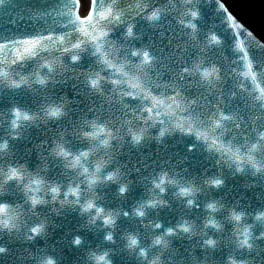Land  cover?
Wrapping results in <instances>:
<instances>
[{"label":"water","instance_id":"1","mask_svg":"<svg viewBox=\"0 0 264 264\" xmlns=\"http://www.w3.org/2000/svg\"><path fill=\"white\" fill-rule=\"evenodd\" d=\"M62 2L63 0H0V42L11 43L19 39L43 35L46 30L52 28H67L70 23L64 27L56 23L52 16L53 7L56 3ZM161 2L163 3L164 0ZM223 4L236 20L232 21L222 10L217 12L218 8H223L217 0H212L211 3H208V0H201L199 7L204 17L200 21L202 27L207 29L210 26L224 37L225 43L221 51L232 47L247 50L251 46L253 56L264 57V47L260 44L264 42V0H223ZM221 18L229 20L231 24L229 31H225L224 24L218 26ZM241 24L244 30L241 29ZM189 31L172 16H168L156 25H146L145 29L138 33V39L142 42L147 36V42L143 43V47H148L157 57L156 73L153 76L160 84L175 83L183 88L186 83H191V78L185 77L182 80L179 75L180 68L191 66L194 60L208 61L212 56L211 53H201L195 48V42L191 39ZM249 31L251 35L248 34ZM51 33L48 31V34ZM9 54L15 55L9 50V53L5 52L0 59ZM220 63L224 68L221 76L227 78L228 65L222 58ZM74 68V71L64 72L57 77L60 83L49 84L47 88L37 84L31 89L25 86L17 91L8 89L0 91V142L5 139L9 141V147L14 153L13 162L27 160L33 170L37 169V165L42 169L45 160L39 157L43 154L47 158L48 171L42 174H45L49 180L63 185V189L66 190L70 185L80 181H84L86 187L88 181L86 176L79 174L80 170L67 168V158L51 154L56 141L65 143L71 152L81 154L95 143H90L81 135L83 131L91 130V121L98 117L102 123L111 120L114 126L119 127L126 116H131L125 105L134 108L138 115L145 117V122L155 123L157 130L152 132L150 138L139 144H136L130 136L114 140L111 148H101L97 155L88 161L89 167L94 169L100 156L105 160H111L99 173L101 177L106 173L111 174L116 169L120 170L119 183L111 181L104 184L100 181L95 187L98 204L106 210L120 212V219L115 229L104 227L100 220L95 224L91 223L94 214H82L80 204L71 203L74 196L69 194V197L61 199L68 200L69 203L61 204L57 200L37 208L40 218L30 221V225L41 220L47 221L49 233L46 241L39 237L36 238L37 241L40 244L47 242L49 251L55 245L57 251L54 254L62 259V264H86L85 251L97 244L116 249V254L112 257L116 264H140L135 254L124 250L125 229L139 230L145 242L149 234L159 235L172 229L179 235L172 236L171 239L182 251L190 249L192 245H203L209 237L221 239L220 250L209 258V264L213 261L223 264L225 256L231 253V246L228 248L224 246L225 240L233 239L229 210L236 208L255 212L264 208V176H253L248 171L237 172L236 164L228 158L227 153L219 145L213 146L210 140L206 142L194 134L172 130L164 137H159L158 130L166 126L171 127V119L174 118L164 117L166 123L149 119L150 114L143 111L147 101L126 98L122 102L120 93L124 89L120 87L117 91L116 86L111 83L105 85L103 92L91 88L89 74L94 73V65H90L88 59L74 65ZM104 75L111 76L112 79L118 78L112 70L105 72ZM192 87L198 93L197 99L202 109H211L214 112L215 108H212V105L219 104L225 114L234 116L237 121L251 120L258 115L264 117L258 104L252 107L246 103L242 90L235 87L233 81L225 85L222 79L209 86L197 78ZM53 89L56 98L63 99L67 103L70 117L47 123L43 119H38L36 123L20 121L21 126L17 129L13 125V120L17 119L14 109L43 116L50 103L48 96ZM201 90L203 94H200ZM157 91L162 95L172 94L171 88L160 87ZM178 115L192 116L200 127L206 128V124L203 123L204 117L198 112L189 110L188 113ZM58 125L62 126L58 127ZM16 132L19 133V138L13 137L12 134ZM45 141L47 143H44ZM163 172H167L179 183L165 184L166 190L162 192L156 184L162 182ZM212 180L222 183L218 186L207 183ZM125 184L128 185V191L123 193L121 186ZM190 184H195L201 189L195 198L180 194L182 188ZM155 197L168 201V204L149 207L146 218L135 214L136 208ZM189 199H194V203L189 205ZM212 202L223 207L220 211L213 212L207 208ZM210 219L222 223L223 230L217 232L214 227L207 226ZM186 220L193 222L198 232L206 229L207 235L196 236L189 240V234L183 232L180 227ZM148 221L153 224L159 223L162 227L155 231L151 226L145 228L144 224ZM26 231L27 229H22L12 237L5 233L0 238V246L12 250L11 253L0 254V264H25L22 257L25 247L28 246ZM109 232H113L115 244L104 242ZM76 237L83 238L84 242L79 246L75 244ZM184 255L188 256V252L185 251ZM197 255L201 260L204 259L199 247ZM258 259L264 264V253H261Z\"/></svg>","mask_w":264,"mask_h":264},{"label":"clouds","instance_id":"2","mask_svg":"<svg viewBox=\"0 0 264 264\" xmlns=\"http://www.w3.org/2000/svg\"><path fill=\"white\" fill-rule=\"evenodd\" d=\"M211 2L212 0H208V3ZM81 3L82 15H86L91 10L92 0H81ZM101 3L106 7L110 6L112 9L104 20H99L97 17L98 26L105 32L103 39L100 41L103 45L101 51L97 50V46L92 42L91 37L78 31L77 26L74 24H70L67 28L46 30L43 35H48V31L55 33V39L46 42V46L25 55L23 59L9 54L0 62V91L3 89L17 91L25 86L31 89L37 84L45 88L49 84L56 85L60 83L57 77L63 75L64 72L74 71V65L88 59L90 65H94V73L89 74V78L103 77L96 89L103 92L105 85L113 80L111 76L104 75L105 72L111 70L109 65L105 63V55L112 64L117 67L123 65L128 73H135L139 61L132 57L131 52L133 49L143 48V43L147 42V36L142 42L138 39V33L143 31L146 25H152L149 17L155 12L161 16V20L172 16L180 25H184L185 28L190 30L189 35L195 42V48H198L201 53L212 54L208 61L204 59L194 60L193 64L199 63L205 67L214 68L219 73L217 81L223 79L225 85H228L229 81H233L234 86L242 90L244 97H246V103L252 107L256 105L257 87L264 86V57L257 58L253 56L251 46L247 50L232 47L221 51L225 43L224 37L219 32L212 30L210 26L207 29L203 28L200 23L204 19L199 7L201 0H164L163 3L161 0H96L97 13L100 11ZM217 3L223 5V8H218L217 12L222 10L232 21L236 20L228 12L223 0H217ZM219 24L226 26L225 31L231 29L228 19L221 18L218 26ZM240 26L244 30V26L242 24ZM129 27L134 29V36L132 37L128 34ZM248 34L251 35L250 31ZM61 35L65 37L64 43L58 42ZM77 44L80 46L75 47ZM260 44L261 47H264V42H260ZM256 51H259V49H256ZM74 56H78L79 60H73ZM213 57L215 58L213 59ZM221 58L228 65L227 78L221 76V72L224 71L220 63ZM249 63L255 73V81L251 76L245 75L248 72L247 64ZM149 71L152 74L156 73V65ZM188 77L191 78V83H186L183 88L177 85H168L177 89L181 94L180 98L185 100L190 110L203 115V123L206 124L211 136L220 141L219 147L236 164L237 172L244 173L248 171L253 176H264V140L259 138L260 134L264 133V117L258 115L247 121L243 119L237 121L234 118L231 121L224 122L220 128L213 129V122L219 119V114L223 111L219 104L212 105V108H215L214 112L211 109H202L197 99L198 93L192 87V84L200 77L195 70ZM119 79L123 80L124 77L121 76ZM181 79L184 80L185 77H181ZM160 87H164V84H160ZM115 90L118 91L119 88L116 87ZM200 94H203V90ZM233 95L235 96L236 93L234 92ZM48 99L50 103L43 116L20 112L21 116L13 120V125L19 128L21 126L20 121L36 123L38 119H43L47 123L48 121L55 122L70 117L67 103L63 99L58 100L56 98L54 89L49 94ZM259 106L260 111L264 113V105ZM125 107L131 113V116H126L123 124L119 127L114 126L111 120L102 123L98 117L91 121V130L81 133L82 138L87 139L90 143L95 142L90 149L83 151L81 154H76L60 141H56L55 147L51 149L52 155L67 158V168L80 170L79 174L86 176L88 181L86 187L84 181L68 187V193L77 197L71 203L80 204L83 210L82 214L94 213L90 220L91 223L95 224L98 220H103L105 222L104 227L111 229L116 228L120 219V212L106 210L101 207L97 202L98 194L95 192V186L101 180L99 173L111 160H105L103 156H100L94 169L89 167L88 161L95 157L101 148H111L114 140L130 136L136 144H139L140 142L135 141L132 133L142 132L145 140L150 138L154 130H157L155 123L145 122V117L138 115L134 108H129L127 105ZM17 110L14 109L15 112ZM53 111H58L59 115H52ZM24 116L29 118L24 119ZM160 132L161 130H158L159 137H161ZM12 135L14 138H19L18 132ZM44 143H47V141ZM13 157L14 153L9 147V141L5 139L0 142V238L5 233L12 237L22 229H27L25 236L28 246L25 247L24 256L22 257L25 264H62V259L54 254L57 251L55 245L49 251L47 242L40 244L36 239L39 237L45 241L47 240L49 236L47 221L41 220L34 225H30V221L40 218V213L37 212L39 206H47L57 200L61 204L70 201L60 199L63 193L62 185L50 181L45 174H42V172L46 173L48 171L47 158L43 154L39 158L45 160V165L42 169L37 165L36 170L30 167L27 160L13 162ZM106 179L119 183L120 170L112 171ZM161 181L156 184V187L160 188L162 192L166 190L165 184L175 185L179 183L176 179L171 178L167 172L161 174ZM207 183L215 185L214 180ZM184 189H187V192L183 191ZM121 191L126 193L128 185H122ZM200 191L201 189L195 184H190L188 187H183L180 194L184 197L195 198ZM49 196H51V200L48 199ZM81 201L84 202L81 203ZM188 203L191 205L194 203V199H189ZM158 204L161 206L167 205L168 201L155 197L153 200L141 204L134 212L137 216L146 218L149 207L155 208ZM222 207L223 205L216 202L207 205V208L213 212L220 211ZM229 211L233 225L230 230L233 239L225 240L224 246L225 248L231 246V253L225 256L223 264H261L258 258L261 253H264V208L257 209L255 212L248 209L237 210L236 208ZM124 215L131 214L124 213ZM149 226L153 228V231L162 227L161 224H153L151 221L144 224L145 228ZM207 226L214 227L217 232L223 230V224L215 219H210ZM180 227L183 232L189 234V240L196 236L203 237L207 235L206 229L198 232L194 223L187 220ZM33 229H39V231L34 232ZM178 235V232L169 229L159 235L149 234L145 242L141 238L139 230L125 229L123 234L125 244L123 247L128 253L135 254L140 264H209V258L220 250L222 243L221 239L209 237L203 245H192L190 249L182 251L171 239L172 236ZM83 242L82 237H76L75 244L77 246ZM104 242L116 243L113 232L106 235ZM198 247L204 254L203 260L197 255ZM11 251L5 246H0V254L11 253ZM68 251H71V249H68ZM185 251L188 252V256L184 255ZM115 254L116 249L97 244L95 247H89L85 251L84 257L86 264H116L112 258ZM212 264H218V262L213 261Z\"/></svg>","mask_w":264,"mask_h":264},{"label":"snow or ice","instance_id":"3","mask_svg":"<svg viewBox=\"0 0 264 264\" xmlns=\"http://www.w3.org/2000/svg\"><path fill=\"white\" fill-rule=\"evenodd\" d=\"M112 11L111 7H106L103 3L100 4V11L97 13L96 0H92L91 10L86 15H82V3L81 0H63L62 3H56V6L52 9V16L56 23L61 24L64 27L67 25L74 24L77 26V30L82 34L91 37V40L97 46V50L101 51L103 45L100 41L103 39L105 32L98 26L97 17L99 20H104ZM119 19V17H117ZM153 25L160 22L161 16L153 12L149 17ZM67 22V23H66ZM235 26V25H234ZM128 34L130 37L134 36V29L129 27ZM55 39V33L48 35H36L34 37L19 39L11 43L0 42V56L5 52L9 53V50L14 52V56L23 59L25 55L35 52L37 49L46 46V42H51ZM59 43L65 42L63 35L58 38ZM77 44L75 47H79ZM132 57L137 59L139 63L136 65L135 73H128L125 66L117 67L109 61L107 55H105V63L109 65L112 72L118 77L113 79L111 83L116 87H122L124 91L120 93L121 101L123 102L126 98L145 100L148 103L144 106L143 111L150 114L149 119L156 120L160 123H166L164 117L174 118L171 120V127H164L160 136L164 137L168 132L173 129L185 132L188 134H194L198 138L204 141H211L213 146L220 144V141L211 136L209 129L200 127L197 121L189 115H178L179 113H188L189 107L185 100L180 98V93L177 89L168 84H164L165 88H171L172 94H159L158 89L160 83L155 79L152 72L156 65L157 57L153 55L152 51L148 47L136 48L131 52ZM5 58V57H4ZM0 59V62L4 60ZM73 60H79L78 56H74ZM248 72L246 76H251L255 81V73L252 71L251 64H247ZM195 70L199 75L200 79L207 85H213L219 78V73L212 67H205L202 64H193L191 66H182L180 68L179 75L181 77H188L191 72ZM124 77L123 80L119 77ZM103 77L95 76L89 78V86L93 89H97L98 84L101 83ZM172 85H175L173 83ZM258 95L255 98V102L258 105H264V86L257 87ZM195 103V101H193ZM52 115H59L58 111H53ZM16 116L19 118L21 113L19 110L16 111ZM29 117L24 116V119ZM235 117L229 114L221 112L219 119L213 122L212 128L218 129L224 122L231 121ZM133 138L137 143L144 140L143 133H132ZM264 140V133L260 134L259 137ZM259 147V145H257ZM111 179V177H109ZM166 179V178H165ZM222 181H215L218 186ZM126 191V189H124ZM183 191L187 192V189ZM239 219V217H237ZM34 232H38L39 229H33ZM78 242V241H77Z\"/></svg>","mask_w":264,"mask_h":264}]
</instances>
